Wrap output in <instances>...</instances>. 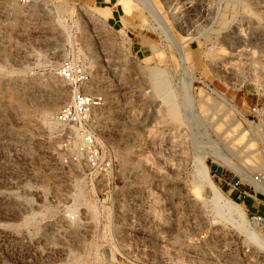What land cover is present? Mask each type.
<instances>
[{
  "label": "rangeland",
  "instance_id": "obj_1",
  "mask_svg": "<svg viewBox=\"0 0 264 264\" xmlns=\"http://www.w3.org/2000/svg\"><path fill=\"white\" fill-rule=\"evenodd\" d=\"M67 56L105 96L110 187L46 123L70 99L55 74ZM257 174L264 0H0V264H264L241 230L264 239ZM210 180L244 219L206 194Z\"/></svg>",
  "mask_w": 264,
  "mask_h": 264
},
{
  "label": "built area",
  "instance_id": "obj_2",
  "mask_svg": "<svg viewBox=\"0 0 264 264\" xmlns=\"http://www.w3.org/2000/svg\"><path fill=\"white\" fill-rule=\"evenodd\" d=\"M78 58L67 56L56 69V76L66 83L71 94L70 99L54 114V120L60 127L56 136L62 140L76 165L83 164L92 180L110 187L116 184L117 164L111 151L103 145L94 122L95 110L105 103V96L97 92L92 73ZM263 179V174H257L254 181L261 182ZM241 181L237 176L226 181L236 190L238 199L251 195ZM253 219L264 225V213L254 215Z\"/></svg>",
  "mask_w": 264,
  "mask_h": 264
},
{
  "label": "bare ground",
  "instance_id": "obj_3",
  "mask_svg": "<svg viewBox=\"0 0 264 264\" xmlns=\"http://www.w3.org/2000/svg\"><path fill=\"white\" fill-rule=\"evenodd\" d=\"M132 4V3H131ZM126 8V7H125ZM128 8V7H127ZM126 13H128L129 12V10L127 9L126 11H125ZM154 73V72H153ZM156 75V74H155ZM193 78V77H192ZM191 79V78H190ZM193 80V79H192ZM60 97V96H59ZM59 100V102H60V100L62 101V100H66V95H65V92H63L62 91V93H61V97L58 99ZM58 102V101H57ZM63 103V102H62ZM58 103H49V104H47V106H45L44 107V109L45 110H47V112H52L54 109H55V105H57ZM206 106V105H205ZM207 108V107H206ZM97 112V110H95V116H96V113ZM95 116H94V122L96 121L95 120ZM47 124H48V127L50 128V130H54L53 132L54 133H56V132H58L59 131V129H60V127H59V125L55 122V120H54V116H53V120H49V121H47L46 122ZM238 131V130H237ZM122 161L124 162V161H126V156L125 155H123V157H122ZM77 168L78 169H80V171H84L85 170V166L83 165V164H77ZM207 186H208V188H207V193L206 194H208V195H210V196H212L213 197V200H215L216 202H218V201H220V200H223L225 203H226V205L228 204V205H230L231 207H233L240 215L239 216H241L243 219L245 218V212L243 211V208H242V205L241 204H239L238 202H236V201H234V200H232V199H230V198H226L225 197V195H224V193H223V191H222V189L216 184V183H214L212 180H210L208 183H207ZM256 188L258 189V190H261V191H264L263 189H261L258 185H256ZM218 204V203H217ZM216 205V204H215ZM218 206H219V204H218ZM230 206H229V208H230ZM74 213V212H73ZM72 218V217H71ZM242 219V220H243ZM79 222H80V220H79ZM243 222L245 223V220H243ZM242 223V222H241ZM243 223V224H244ZM246 224V223H245ZM245 224H244V226L242 227L241 226V228H239V229H241V230H243V232H245V234L249 237V240L251 241V242H254V244L256 243L257 245H259L261 248H263L264 249V239H263V237L252 227V226H248V225H246L245 226ZM248 224V223H247ZM78 225V224H77ZM239 225V224H238ZM237 225V226H238ZM68 230H70V229H67V231Z\"/></svg>",
  "mask_w": 264,
  "mask_h": 264
}]
</instances>
